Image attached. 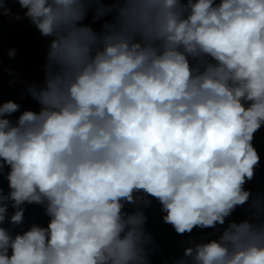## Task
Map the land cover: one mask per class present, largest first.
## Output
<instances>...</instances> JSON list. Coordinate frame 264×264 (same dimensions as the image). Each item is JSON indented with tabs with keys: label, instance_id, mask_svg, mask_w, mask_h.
<instances>
[{
	"label": "clouds",
	"instance_id": "1",
	"mask_svg": "<svg viewBox=\"0 0 264 264\" xmlns=\"http://www.w3.org/2000/svg\"><path fill=\"white\" fill-rule=\"evenodd\" d=\"M9 2L48 44L38 107L0 100V264H151L154 202L164 264H264V0Z\"/></svg>",
	"mask_w": 264,
	"mask_h": 264
}]
</instances>
